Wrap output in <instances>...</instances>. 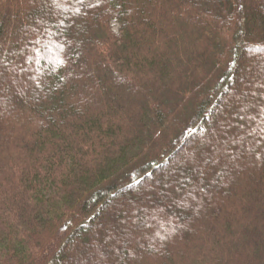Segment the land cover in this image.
Wrapping results in <instances>:
<instances>
[{
  "label": "trees",
  "instance_id": "obj_1",
  "mask_svg": "<svg viewBox=\"0 0 264 264\" xmlns=\"http://www.w3.org/2000/svg\"><path fill=\"white\" fill-rule=\"evenodd\" d=\"M0 264H264V0H0Z\"/></svg>",
  "mask_w": 264,
  "mask_h": 264
},
{
  "label": "rangeland",
  "instance_id": "obj_2",
  "mask_svg": "<svg viewBox=\"0 0 264 264\" xmlns=\"http://www.w3.org/2000/svg\"><path fill=\"white\" fill-rule=\"evenodd\" d=\"M113 29H115V30H116V25H115V24H113Z\"/></svg>",
  "mask_w": 264,
  "mask_h": 264
},
{
  "label": "snow or ice",
  "instance_id": "obj_3",
  "mask_svg": "<svg viewBox=\"0 0 264 264\" xmlns=\"http://www.w3.org/2000/svg\"><path fill=\"white\" fill-rule=\"evenodd\" d=\"M80 2H81V3H83V2H84V0H80Z\"/></svg>",
  "mask_w": 264,
  "mask_h": 264
}]
</instances>
